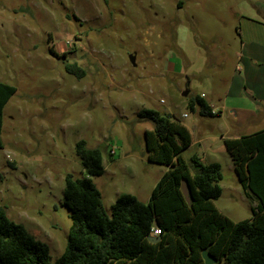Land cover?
<instances>
[{
	"label": "rangeland",
	"instance_id": "1",
	"mask_svg": "<svg viewBox=\"0 0 264 264\" xmlns=\"http://www.w3.org/2000/svg\"><path fill=\"white\" fill-rule=\"evenodd\" d=\"M258 22L264 0H0V83L16 89L3 110L0 208L47 244L55 263L72 225L68 175L91 179L110 217L123 194L148 203L168 170L147 160L145 131L154 124L139 113L153 109L191 132L187 163L221 166L219 212L252 219L257 202L223 142L236 131L233 117L202 118L189 104L203 94L216 110L231 101L242 42L263 38ZM74 65L79 72L66 70ZM80 141L101 149L103 176L87 174Z\"/></svg>",
	"mask_w": 264,
	"mask_h": 264
},
{
	"label": "trees",
	"instance_id": "2",
	"mask_svg": "<svg viewBox=\"0 0 264 264\" xmlns=\"http://www.w3.org/2000/svg\"><path fill=\"white\" fill-rule=\"evenodd\" d=\"M66 70L79 72L76 65ZM15 93L14 87L0 83V149L3 110ZM189 106L203 118L215 116L204 97ZM139 118L154 124L145 131L148 162L168 168L149 202L123 194L111 206L110 217L94 182L68 175L63 204L72 225L62 256L52 263L48 245L0 208V264H205L203 252L219 264H264V130L223 140L245 195L257 202L253 218L236 223L214 204L222 196L221 166L205 165L197 157L191 163L183 159L192 145L189 129L153 109L142 110ZM76 154L89 176L104 175L101 149L80 141ZM184 179L191 187L192 206L181 191ZM155 227L161 230L158 243L149 241Z\"/></svg>",
	"mask_w": 264,
	"mask_h": 264
},
{
	"label": "crops",
	"instance_id": "3",
	"mask_svg": "<svg viewBox=\"0 0 264 264\" xmlns=\"http://www.w3.org/2000/svg\"><path fill=\"white\" fill-rule=\"evenodd\" d=\"M260 24L263 38L257 37L242 42L238 58L244 66L237 70V74L230 80L227 97H231V101L225 99L223 106L216 110L204 94L202 95L215 114L220 110L233 117L236 131L230 132L223 140L238 139L264 130V127L254 130L259 123L264 122V23ZM201 160L204 163V159Z\"/></svg>",
	"mask_w": 264,
	"mask_h": 264
},
{
	"label": "water",
	"instance_id": "4",
	"mask_svg": "<svg viewBox=\"0 0 264 264\" xmlns=\"http://www.w3.org/2000/svg\"><path fill=\"white\" fill-rule=\"evenodd\" d=\"M187 95H188V91H186L185 93H183V96L184 97H186ZM181 191H182V194L185 197L186 202L188 203V205L189 206H192V200H191L192 192H191V187L189 185L188 180L184 179L182 181ZM160 240H161L160 237H150L149 238V241L150 242H153V243H158V242H160ZM202 256H203V260H204V263L205 264H219V261L216 258H214L213 256H211L207 252H203V255Z\"/></svg>",
	"mask_w": 264,
	"mask_h": 264
},
{
	"label": "built area",
	"instance_id": "5",
	"mask_svg": "<svg viewBox=\"0 0 264 264\" xmlns=\"http://www.w3.org/2000/svg\"><path fill=\"white\" fill-rule=\"evenodd\" d=\"M202 97H204V96H202ZM187 116H185V118H186ZM111 154L113 155L114 154V152L112 151L111 152ZM161 235V230L159 229V228H153L152 229V234H151V237H159Z\"/></svg>",
	"mask_w": 264,
	"mask_h": 264
}]
</instances>
